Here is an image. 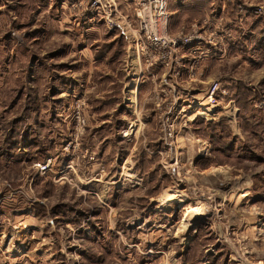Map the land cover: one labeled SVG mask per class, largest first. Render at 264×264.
I'll return each mask as SVG.
<instances>
[{
	"label": "rangeland",
	"instance_id": "obj_1",
	"mask_svg": "<svg viewBox=\"0 0 264 264\" xmlns=\"http://www.w3.org/2000/svg\"><path fill=\"white\" fill-rule=\"evenodd\" d=\"M74 1L71 22L87 20ZM166 1L169 32L203 40L143 77L126 78L122 41L97 44L94 65L79 47L31 46L32 30L56 29L49 15H0V264L254 262L264 0ZM214 83L225 94L211 106Z\"/></svg>",
	"mask_w": 264,
	"mask_h": 264
},
{
	"label": "built area",
	"instance_id": "obj_2",
	"mask_svg": "<svg viewBox=\"0 0 264 264\" xmlns=\"http://www.w3.org/2000/svg\"><path fill=\"white\" fill-rule=\"evenodd\" d=\"M131 4L135 15L133 20L118 9L117 0L74 1L71 4L70 14L101 18L109 29H120L122 32L132 30L131 43L143 63L140 68L142 77L149 70L152 74L158 66L168 67L176 63L180 67L182 60L181 58L176 59L177 51L202 43L203 38L196 30L187 35H172L169 32L170 12L166 0H131ZM192 52L195 50H189V53ZM191 63L195 62L191 61ZM224 94L220 83H214L208 87L206 100L212 102L211 106H215L216 100L213 99L216 95L223 96Z\"/></svg>",
	"mask_w": 264,
	"mask_h": 264
},
{
	"label": "crops",
	"instance_id": "obj_3",
	"mask_svg": "<svg viewBox=\"0 0 264 264\" xmlns=\"http://www.w3.org/2000/svg\"><path fill=\"white\" fill-rule=\"evenodd\" d=\"M126 1L127 0H117L118 6H125L126 16L131 19L132 15H128L131 9L126 8L129 6ZM70 2L71 0H4L0 2V15H14L15 19L17 18L16 15L30 14L37 15L38 18L44 15H49L51 21L54 22V27H56V29L54 28L52 31H48L46 29L32 30V34L30 36L33 43L31 46L38 47L41 42H46L47 44L53 46L58 44L54 47L55 49L57 48L58 53L69 52L72 49L79 47V51L77 52L78 55H87L88 51L91 52L90 56L91 54L92 56L90 57V60L91 64L94 65L99 63V57H97V60L93 59L94 54L98 53L97 49L99 45L97 44L100 42L112 43L114 41V43H118V40L122 41L124 43V47L126 48V56L122 59L126 68V78L134 76L131 71H133L134 67L137 68V66L140 69V59L131 43L130 35L132 34V30L122 32L120 29H108L102 26L99 19H93L90 16L89 18L87 17V20L76 19L78 23L71 22V18L69 19L66 11L67 5ZM30 5V9L27 10V7ZM121 10L123 9L121 8ZM58 20H63V22H61L63 25L60 28L55 25V21ZM91 36H93L94 39H87V37ZM7 39L8 38L4 39L5 46L7 45ZM59 46H62V48L60 49ZM19 47H22V45ZM257 252L258 254L255 257L254 262L251 264H264V244L262 242H259Z\"/></svg>",
	"mask_w": 264,
	"mask_h": 264
},
{
	"label": "trees",
	"instance_id": "obj_4",
	"mask_svg": "<svg viewBox=\"0 0 264 264\" xmlns=\"http://www.w3.org/2000/svg\"><path fill=\"white\" fill-rule=\"evenodd\" d=\"M214 149L220 153H223L227 149V144L224 142H217V148L214 146Z\"/></svg>",
	"mask_w": 264,
	"mask_h": 264
},
{
	"label": "bare ground",
	"instance_id": "obj_5",
	"mask_svg": "<svg viewBox=\"0 0 264 264\" xmlns=\"http://www.w3.org/2000/svg\"><path fill=\"white\" fill-rule=\"evenodd\" d=\"M195 213L197 214V212H196L195 209H191V210L188 211V214H191V215H192V214H195Z\"/></svg>",
	"mask_w": 264,
	"mask_h": 264
}]
</instances>
